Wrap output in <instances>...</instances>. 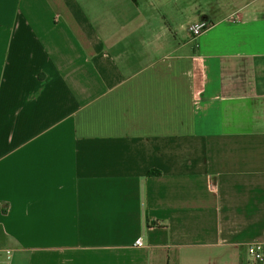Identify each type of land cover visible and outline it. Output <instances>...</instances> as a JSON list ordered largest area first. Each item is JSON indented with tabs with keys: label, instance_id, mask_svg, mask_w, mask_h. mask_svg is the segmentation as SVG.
I'll list each match as a JSON object with an SVG mask.
<instances>
[{
	"label": "crops",
	"instance_id": "crops-1",
	"mask_svg": "<svg viewBox=\"0 0 264 264\" xmlns=\"http://www.w3.org/2000/svg\"><path fill=\"white\" fill-rule=\"evenodd\" d=\"M254 242L264 0H0L5 264H247Z\"/></svg>",
	"mask_w": 264,
	"mask_h": 264
},
{
	"label": "built area",
	"instance_id": "built-area-1",
	"mask_svg": "<svg viewBox=\"0 0 264 264\" xmlns=\"http://www.w3.org/2000/svg\"><path fill=\"white\" fill-rule=\"evenodd\" d=\"M208 26L209 24L206 21L195 22L189 26V29L191 33L195 37H197V36H200L205 31V29L208 28ZM210 186L212 190H215L216 185H214L213 180H211ZM136 245L138 246L142 245L141 239L136 240ZM247 251L249 255L247 264H264V244L260 242L251 243L248 245ZM5 253L7 256L6 264H8L12 256V251L10 249H6ZM0 264H5L1 259V251H0Z\"/></svg>",
	"mask_w": 264,
	"mask_h": 264
}]
</instances>
